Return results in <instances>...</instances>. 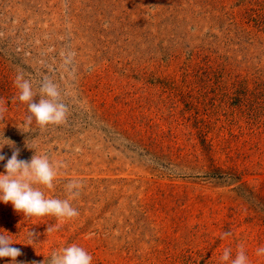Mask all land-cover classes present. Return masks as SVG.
I'll use <instances>...</instances> for the list:
<instances>
[{
	"label": "rangeland",
	"instance_id": "rangeland-1",
	"mask_svg": "<svg viewBox=\"0 0 264 264\" xmlns=\"http://www.w3.org/2000/svg\"><path fill=\"white\" fill-rule=\"evenodd\" d=\"M19 73L56 84L63 123L24 126ZM0 101V143L62 165L45 196L82 183L58 228L0 202L17 264L71 244L91 264H231L240 245L264 264V0H0Z\"/></svg>",
	"mask_w": 264,
	"mask_h": 264
},
{
	"label": "clouds",
	"instance_id": "clouds-1",
	"mask_svg": "<svg viewBox=\"0 0 264 264\" xmlns=\"http://www.w3.org/2000/svg\"><path fill=\"white\" fill-rule=\"evenodd\" d=\"M14 86L18 89V99L27 104L28 112L25 125L30 126L35 122L41 129L49 125H59L64 122L67 113V106L60 100V92L52 81L44 80L37 91L33 90V84L29 79L24 78L23 73L16 75ZM39 96V102H34V97ZM6 108L0 101V118ZM19 129V128H18ZM0 152L5 146L13 149L11 158L7 159L4 165V173H0V202L5 205L11 204L13 211L23 217V221L45 216L55 217L56 227L62 226L66 220L79 215L70 201L78 198L81 194L82 183L70 181L65 185L66 199H59L45 196V189H53L54 180L61 164L53 165L49 157L38 154L34 149L29 148L27 140L25 146L33 155L30 160L18 159L20 150L10 139L2 137ZM6 157L0 155V162ZM3 231V230H2ZM52 231L48 227L47 232ZM5 232V231H3ZM33 236V233H30ZM231 232L222 233L221 238H226ZM5 236L0 235V259L10 258V264H17L16 258L21 255L20 249L12 247ZM231 249L225 248L220 260H230ZM257 256H264V246L256 250ZM93 257L86 250L76 244H71L59 251H53L43 264H91ZM231 264H249L243 245L238 246V251Z\"/></svg>",
	"mask_w": 264,
	"mask_h": 264
}]
</instances>
